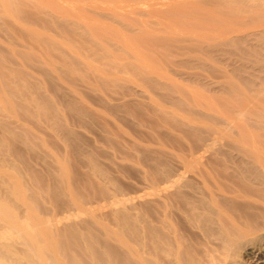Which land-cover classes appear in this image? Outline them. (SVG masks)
Here are the masks:
<instances>
[{"label":"bare ground","instance_id":"6f19581e","mask_svg":"<svg viewBox=\"0 0 264 264\" xmlns=\"http://www.w3.org/2000/svg\"><path fill=\"white\" fill-rule=\"evenodd\" d=\"M4 19L11 23L8 29L16 27L29 46L25 41L28 47L18 48L0 39V184L4 189L3 194L0 189V264H264V0H0V21ZM58 23L80 30V35L61 27L60 33L55 31ZM83 34L97 43H114L120 51L102 44L107 58L90 61L71 43L72 37ZM50 44H59L74 60L61 66L68 72L83 71L85 84L94 87L123 80L144 88L143 83L150 81L176 93L187 108H181L182 113L162 110L155 99L159 115L177 118L190 132L201 130L206 135L194 149L171 155L168 161L175 166L152 173L146 192L137 195L140 201L144 198L147 214L144 250L138 245L142 238L132 246L121 237V229L112 230L96 215L109 211L118 221L127 219L126 204L134 203L136 196L134 200L106 196L91 203L90 196L71 186L67 163L57 160L68 208L62 213L43 211L38 195L48 196V188L37 185L28 193L19 174L22 160L6 164L5 156H14L10 161L18 158L12 146L18 130L29 144L32 138L35 146L44 143L30 120L41 117L42 107L33 92L47 87L45 76L62 81L58 62L48 51ZM255 50L259 58L250 53ZM227 53L231 55L222 56ZM220 59L242 68L241 74L253 80L252 88H244L245 82L241 85L229 73L221 81L227 95L207 94L206 75L197 69H217L221 74L227 69ZM177 64L186 71L195 68L196 75L184 70L186 80H179ZM39 70L45 80L34 72ZM100 109L96 108L95 116L106 117ZM212 114L217 115L216 125L217 119L208 118ZM218 146L233 152L215 151ZM82 215L83 231L76 223ZM92 226L101 231L104 242L87 229ZM111 240L123 247L128 263L124 254L114 251L115 243L112 248L107 245Z\"/></svg>","mask_w":264,"mask_h":264},{"label":"rangeland","instance_id":"374dc122","mask_svg":"<svg viewBox=\"0 0 264 264\" xmlns=\"http://www.w3.org/2000/svg\"><path fill=\"white\" fill-rule=\"evenodd\" d=\"M98 3L101 5V2ZM102 4L105 5L106 3ZM28 11L30 12V10ZM136 15L141 16L142 14L136 13ZM3 21H5V19ZM3 21H0V26L2 28H0V39H4V42L6 43H10L11 41V44H16L15 46L18 48H23V46L24 48L28 47L29 42L26 41L27 39H24L25 37L23 38L20 34H18L17 31L19 30L16 31L17 28L13 26H11L12 29L9 28V30L8 25L10 27V21H8V19H6L5 23ZM7 23L9 24L7 25ZM57 25L58 27L53 26V29L59 33L61 31L59 29L60 27L68 32L72 30V28L67 26L65 23H58ZM116 26L118 29H122L121 26ZM74 30L70 33L74 32ZM2 31L4 35L3 33L1 34ZM12 31H16L14 32L16 35ZM78 31L80 32V30ZM78 31L75 30L76 33ZM58 32L56 33L58 34ZM52 33L54 34V32ZM4 37H6L7 40ZM17 37H19V39ZM262 39H264V36ZM19 40H22L21 42L23 43L26 41L28 46L25 45L26 42L22 44ZM71 43L75 48H81L84 51L85 56L90 61L96 62L107 58L106 52L101 49L102 44H106L110 49L115 51H120V48L114 43H97L87 34L72 37ZM48 51L52 59L55 60L56 63L58 62V68H56L62 81H58L50 76H45V80L43 75L40 74L42 70L34 71L39 74L38 77H40V75L42 76V78L40 77V80L44 79L48 87L47 88L45 85L46 88L42 86V88L36 87V90H34L33 93H37L42 107L40 113L41 117H39L37 121L30 120L34 126V131L44 140V143L41 146H35V144H37L35 142L36 139L32 138L31 141H29L31 144H29L24 140V134L18 130L16 132L17 136L15 140H13L12 144L18 154V158L10 161L9 159H12L14 156H12V158L11 155L5 156L7 158H5L7 162L6 164L11 162V165H13L15 162L22 160V162L20 161V164L24 163L21 165L24 166L21 167V169L19 168L21 173H19V170L18 173L20 174L22 181H24L23 183L24 186L27 187L26 189L28 193L31 192V189L33 188L35 190L37 185H40V187L42 185L43 187L48 188V196H42V194L38 195V201L41 209L43 210V208H45L43 211H50L51 209V211L55 213L57 211V213H59L68 208L66 206H68L69 200L67 195L63 192V186L58 179L57 160H64L67 163L71 178L70 182H72L71 186L74 187V189L79 188L78 190H80V194L90 196L91 203L99 202L106 196L115 195L118 198L130 197V199L136 196L135 200L132 199L134 200V203L132 202L130 205L129 203L126 204L129 206V208H127L129 210L125 211L127 215L129 214V218L126 217L128 220L124 218L123 220L118 221L116 220V217H113V215L111 216L109 211H99L96 215L99 217L98 220L101 221V223L106 224V226L112 230L118 231V229H121V237L130 245H136L144 240L141 244H138L141 249L143 246L142 244L145 242V238L143 237L146 232L147 214L145 210L144 198L142 197L143 199L140 201L141 198L138 199L137 197L139 194H144V192L148 189L149 177L152 173L154 174L157 170L168 165H173V167L175 166L174 163L172 164V162L168 161L170 160L171 155L184 153L194 149V147L198 146L199 143H202L201 138L203 137L204 140L206 135L201 130L190 132L186 129V124L183 123L182 126V121L177 118L174 120L171 119L172 117H162L159 115L160 108L162 110L166 108V110L170 111L173 108L172 110L175 109L180 113H182L181 108H187V105L182 103V99H179V97L176 96V93L169 92L163 86L150 81H145L143 83L144 88H141L140 86L137 87L133 81L126 82L121 80L115 83L97 84V86L93 87L92 85L82 82L81 75L83 76V71L78 70L75 72H68L61 66L62 63L67 64L68 62L74 60L62 50L59 44H50ZM231 53H227L222 56H225L226 58L229 57ZM250 53L253 54L252 56H257L258 58L260 57L259 50H255ZM182 59L184 60V58ZM182 59L175 60H179V64L184 63ZM221 60L224 63H222ZM217 61H220V63L224 65L223 67L228 70V73L227 70H225L226 73L225 71H222L226 74V76L221 73L222 77L219 73L220 71H216L217 69H197L198 72L200 70V73L206 75L204 78V80L206 79V85H211L206 86L203 84V86H205L208 90L202 86L206 92L208 91L207 94L215 93L213 95H227L228 88H225L222 83H224L223 81L225 80L223 78L228 79V76H235V79L233 77L232 78L235 81L237 80L238 83H241V85L245 82L244 85H242L244 88H252L253 80L251 79V81L250 79H247L248 77L245 78V76L241 74L242 71L240 70L242 68L239 69L237 66L233 65L232 68V66L226 64L227 62L226 60L224 61V59ZM178 64L175 67L179 69L180 75H178L177 78L181 81L186 80V72L189 74L194 72L197 73L196 70H194L195 68H190V71L187 68L186 71L184 67L181 65L179 66ZM186 67L187 66H185V68ZM184 70L186 72H184ZM238 70L240 73L236 72ZM181 72L185 73V75ZM227 74L229 75L227 76ZM237 75L240 77V80L239 78L236 79ZM122 76L121 77L124 78L126 75L123 74ZM86 78H88V75L84 77V79ZM213 81H215L214 84L211 83ZM207 82L210 83L207 84ZM219 84L221 86H218ZM76 92L79 94V97ZM144 95L145 98L147 97L146 99L143 98ZM155 99H157L156 102L158 103V106H156L159 107L162 105L163 107L160 106V108L157 109L155 106L156 102L153 103V100L155 101ZM96 108L97 110L101 108L100 111H104L105 114L107 113L106 117L102 118V115L98 114L95 116ZM102 108H105V110ZM149 108L151 109L152 114L149 112ZM197 110L198 109H196V111ZM58 111L60 113H58ZM196 111L193 113L197 114L198 112ZM133 113H135L138 118ZM199 113L201 114L198 115H202L204 112L199 111ZM209 116L211 118H208L211 119L212 122L217 119L214 123L215 125L216 122L218 124L217 115L213 116L212 114ZM108 118L111 120H108ZM25 124L28 125L30 123ZM223 147L224 146H218L219 150L215 147V149H217L215 151L226 152L229 150L227 147ZM229 152L231 153L233 151L229 150ZM29 180H32L34 183ZM88 181H90V183L84 185L85 183H88ZM0 189L3 194L4 189L1 184ZM16 206L18 207L20 213H22L23 209L17 204ZM126 207L124 208L126 209ZM84 217L85 216L82 215L80 218H77L79 221L76 218L74 219V221H78L76 223L79 224L77 227H80L78 228L80 230L84 227L82 222L80 223V221L83 220L80 219H83ZM87 229L97 232L99 242L104 240V237L99 233L101 231H99L96 226H92ZM137 238L139 240L142 238L143 240L139 242ZM114 243L116 245L113 249L115 248L114 251L116 250L118 255H122L124 253L126 254V252L123 251V247L120 249L118 247L119 245H117L115 241L111 240V242H108L107 245L110 246L109 244H111L110 247L112 248ZM142 250H144V246L142 247ZM125 254L122 256L126 257L127 254ZM127 257L125 258L127 259L125 262L128 263L129 257ZM238 259L240 260V257H238Z\"/></svg>","mask_w":264,"mask_h":264}]
</instances>
